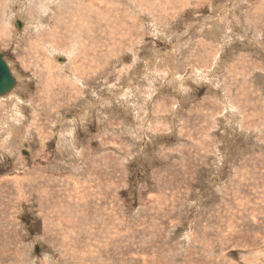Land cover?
Here are the masks:
<instances>
[{
    "label": "rangeland",
    "instance_id": "rangeland-1",
    "mask_svg": "<svg viewBox=\"0 0 264 264\" xmlns=\"http://www.w3.org/2000/svg\"><path fill=\"white\" fill-rule=\"evenodd\" d=\"M0 53V264H264V0H0Z\"/></svg>",
    "mask_w": 264,
    "mask_h": 264
},
{
    "label": "water",
    "instance_id": "water-1",
    "mask_svg": "<svg viewBox=\"0 0 264 264\" xmlns=\"http://www.w3.org/2000/svg\"><path fill=\"white\" fill-rule=\"evenodd\" d=\"M16 26L20 29L22 26L21 22L17 21ZM16 85L17 81L11 73L4 55L0 53V97L10 94L15 89Z\"/></svg>",
    "mask_w": 264,
    "mask_h": 264
},
{
    "label": "bare ground",
    "instance_id": "bare-ground-1",
    "mask_svg": "<svg viewBox=\"0 0 264 264\" xmlns=\"http://www.w3.org/2000/svg\"><path fill=\"white\" fill-rule=\"evenodd\" d=\"M20 4V3H19ZM46 10H48V11H50V15H51V17H52V19L54 18V17H56V15L55 14H53V11H54V9L52 10V8H47ZM260 10V9H259ZM56 12H57V10H56ZM47 14H49V12L47 13ZM55 19V18H54ZM19 20V19H18ZM57 22V21H56ZM22 23H23V25H24V22L22 21ZM53 27V26H52ZM55 28V27H54ZM57 30V29H56ZM58 31V30H57ZM18 32V31H17ZM50 35V34H49ZM20 37V36H19ZM259 38V37H258ZM50 43V42H49ZM52 43V42H51ZM45 44V43H44ZM51 45V44H50ZM50 45H47V47L48 46H50ZM52 46L54 47V45L52 44ZM51 46V47H52ZM53 47H52V49H53ZM56 47H58V45L56 44ZM54 50V49H53ZM63 59H65V58H63ZM9 66V68H10V70H11V73L13 72V69H12V67H10V65H8ZM79 67H82V64H80V66ZM76 71H77V69H76ZM79 72V73H78ZM78 72H75L76 73V77H78L79 76V74L82 76V73H81V70H79ZM14 73V72H13ZM12 73V74H13ZM18 74V73H17ZM68 74V73H67ZM19 78V80H20V78L21 77H16L15 79L17 80ZM82 80V79H81ZM79 81V80H78ZM16 89V88H15ZM21 90V89H20ZM13 92H15V90H13ZM115 95V94H114ZM3 100V99H2ZM24 101V100H23ZM24 107V106H23ZM16 112V111H15ZM5 120H8V118H5ZM7 122H9V121H7ZM4 125H1V131H3L4 129H5V127H6V122L4 121V123H3ZM11 124H12V122H11ZM9 130V129H8ZM1 135V134H0ZM7 142V141H6ZM3 145V144H2ZM25 146V145H24ZM11 155V154H10Z\"/></svg>",
    "mask_w": 264,
    "mask_h": 264
}]
</instances>
